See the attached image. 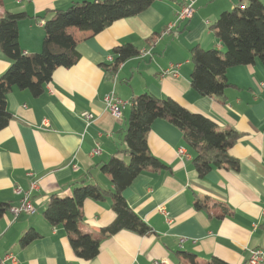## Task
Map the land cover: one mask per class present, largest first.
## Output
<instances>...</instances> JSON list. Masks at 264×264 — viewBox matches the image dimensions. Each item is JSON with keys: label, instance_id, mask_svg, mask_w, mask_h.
I'll return each mask as SVG.
<instances>
[{"label": "crops", "instance_id": "obj_1", "mask_svg": "<svg viewBox=\"0 0 264 264\" xmlns=\"http://www.w3.org/2000/svg\"><path fill=\"white\" fill-rule=\"evenodd\" d=\"M92 0H0V16L24 12L18 21V42L27 53L41 51L43 19L48 9H64L72 2ZM263 1V0H260ZM186 0H154L137 15L118 19L99 32L69 31L77 40L79 58L70 67H57L41 94L13 86L6 96L12 114L0 129V201L19 203L30 184L33 213L0 216V259L5 264H206L218 257L230 264H247L250 250H264V63L255 59L228 69L234 84L225 99L200 95L190 84L189 49L224 50L210 30L218 15L237 0H195L190 18L175 21ZM172 24V27H168ZM131 43L144 56H132L112 73L115 46ZM9 59L0 51V75ZM167 70V72H165ZM113 92L126 103L120 116L105 108L103 98ZM168 97L215 122L217 129H234L239 139L229 148L238 169L228 164L203 177L192 165L193 152L181 131L155 119L146 134L151 155L164 167L146 168L123 190L130 208L149 226L147 234L122 229L102 238L96 256L75 255L62 225H49L42 215L52 194L69 196L74 185L95 183L111 189V177L101 164L115 155L128 159L122 132L132 95ZM93 115L87 122L82 112ZM95 145L99 154H90ZM184 146L187 156L176 150ZM21 189L15 192V187ZM200 201L197 208L195 202ZM163 205L169 220L158 210ZM79 228L98 235L114 218L111 198L85 199ZM28 228L41 236L26 247L18 243ZM181 252L195 254L191 261Z\"/></svg>", "mask_w": 264, "mask_h": 264}, {"label": "trees", "instance_id": "obj_2", "mask_svg": "<svg viewBox=\"0 0 264 264\" xmlns=\"http://www.w3.org/2000/svg\"><path fill=\"white\" fill-rule=\"evenodd\" d=\"M154 0H92L72 2L64 9H48L43 19L41 51L27 54L19 47L18 21L24 12H5L0 16V51L9 59V66L0 75V129L7 125L12 114L6 108V96L15 86L27 89L34 96L41 94L50 81L54 69L70 67L79 58L77 40L69 31L99 32L112 22L137 15ZM210 30L221 41L224 50L204 49L196 44L190 47V84L204 96L225 99V90L234 86L228 69L247 65L255 59L264 63V0H237L233 8L222 11L210 25ZM139 50L131 43L114 47L110 71L126 59L136 56ZM129 114L122 132L124 148L121 152L128 161L115 155L101 164V169L111 177L112 188L104 189L95 183L74 185L69 196L52 194L42 215L51 226L62 225L75 255L89 260L97 255L103 237L122 229L147 234L149 226L130 208L122 192L146 168L164 165L150 154L146 134L155 119H163L178 128L186 147L193 152L192 165L198 176L222 165L238 169V161L229 154V148L239 139L234 129H217L214 121L199 112H192L168 97L151 93L135 94L128 100ZM111 198L113 220L99 230L98 235L82 232L79 222L85 199ZM196 201L195 206L201 207ZM10 205L0 201V216ZM34 228H28L19 238L26 247L40 238ZM194 261L195 254L181 252ZM206 264H230L212 257Z\"/></svg>", "mask_w": 264, "mask_h": 264}, {"label": "built area", "instance_id": "obj_3", "mask_svg": "<svg viewBox=\"0 0 264 264\" xmlns=\"http://www.w3.org/2000/svg\"><path fill=\"white\" fill-rule=\"evenodd\" d=\"M195 0H186L185 3H183L179 9L176 12V19L175 21H180L183 19H188L191 17L194 8L193 3ZM172 27V24L168 27L170 29ZM149 53V50H140L139 56H144ZM167 72V70H165ZM262 85H264V82H262ZM105 108L110 112L111 115L115 117L120 116L121 108L125 105V101L116 97L113 92H110L106 94L103 98ZM81 117L84 118L85 123L89 122L93 115L89 112H82ZM100 149L98 145H95L93 149L91 150L90 154L95 155L99 154ZM176 153L178 156H187L188 153L186 151V148L184 146H180L177 148ZM37 184L36 182H32L30 184V187L27 192H24L23 197L20 199L19 203L16 205L11 206L9 211L13 214L14 217L19 215L20 213H33L35 211L34 205L31 202V200L28 198V195L31 193L32 190L36 189ZM15 192L20 193L21 189L20 187H15ZM158 210L165 216L166 220H169V215L166 209L163 205H160L158 207ZM262 215H264V210H262ZM14 257L10 254H5L0 259V264H5L7 260H13ZM152 264H169L166 259H160V260H154ZM247 264H264V250L263 249H256V250H250V256L247 260Z\"/></svg>", "mask_w": 264, "mask_h": 264}]
</instances>
